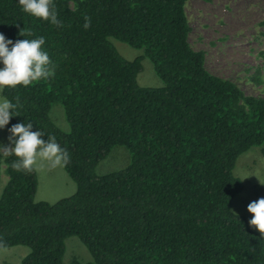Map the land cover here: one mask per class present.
<instances>
[{"label":"trees","instance_id":"obj_1","mask_svg":"<svg viewBox=\"0 0 264 264\" xmlns=\"http://www.w3.org/2000/svg\"><path fill=\"white\" fill-rule=\"evenodd\" d=\"M189 1L54 0L52 24L0 0V33L44 36L54 67L50 78L0 91L20 100L7 130L32 122L45 140L55 136L77 188L55 204L35 202V170L0 156V250L28 247L20 264H63L69 237L92 260L67 264H264V235L232 212L243 190L237 159L253 147L264 154V98L209 73L189 43ZM110 39L143 50L163 86L140 87L143 58L124 59ZM57 104L68 132L50 117ZM115 147L128 150L129 165L97 175Z\"/></svg>","mask_w":264,"mask_h":264},{"label":"rangeland","instance_id":"obj_2","mask_svg":"<svg viewBox=\"0 0 264 264\" xmlns=\"http://www.w3.org/2000/svg\"><path fill=\"white\" fill-rule=\"evenodd\" d=\"M191 32L189 43L195 51L205 55V67L212 75L235 83L248 96L264 98V36L260 23L264 20V0H190L185 7ZM117 52L126 60L143 58V50L134 49L117 40L110 39ZM142 71L137 84L142 88H161L162 81L156 76L151 62L143 58ZM1 96V94H0ZM54 124L63 132L69 131L63 108L54 105L50 111ZM7 125L0 129V143L9 145ZM34 166L37 176L35 202L55 204L76 192L75 183L62 167L38 162ZM130 163V154L125 147H115L101 161L95 173L99 176L125 169ZM233 174L243 183V190L232 200V212L244 217L247 222L251 214L247 204L264 197V154L262 147H253L239 156ZM4 166L0 173V196L7 183ZM249 224V223H248ZM251 229L258 232L254 226ZM259 233V232H258ZM66 252L63 264L73 259L81 263L90 262L91 256L77 237L65 241ZM26 246H15L0 250V264H20L29 254Z\"/></svg>","mask_w":264,"mask_h":264},{"label":"clouds","instance_id":"obj_3","mask_svg":"<svg viewBox=\"0 0 264 264\" xmlns=\"http://www.w3.org/2000/svg\"><path fill=\"white\" fill-rule=\"evenodd\" d=\"M22 11L37 18L59 24L54 0H18ZM87 26V25H85ZM44 36L33 39L16 40L0 33V91L5 87L29 86L32 83L54 75V67L47 51L43 49ZM20 107L19 97L13 100L0 96V129L9 124L10 118L18 116L13 110ZM32 122H18L8 131L9 145L0 143V156H15L13 167L20 171H32L38 162L45 161L52 166L67 164L70 155L57 142L55 136H48L41 130L33 131ZM246 211L251 214L249 225L264 235V197L247 204Z\"/></svg>","mask_w":264,"mask_h":264}]
</instances>
